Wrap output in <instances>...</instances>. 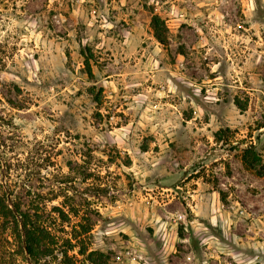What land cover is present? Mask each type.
Masks as SVG:
<instances>
[{"label": "rangeland", "instance_id": "obj_1", "mask_svg": "<svg viewBox=\"0 0 264 264\" xmlns=\"http://www.w3.org/2000/svg\"><path fill=\"white\" fill-rule=\"evenodd\" d=\"M91 252L264 264V0H0V264Z\"/></svg>", "mask_w": 264, "mask_h": 264}, {"label": "trees", "instance_id": "obj_2", "mask_svg": "<svg viewBox=\"0 0 264 264\" xmlns=\"http://www.w3.org/2000/svg\"><path fill=\"white\" fill-rule=\"evenodd\" d=\"M152 27L155 32L156 39L164 46L167 45V28L165 22L158 16H153ZM222 132V131H221ZM243 162L249 169H256L262 164L263 160L260 154L255 150L253 145L245 150ZM2 205V215L4 217H11L16 224V232L19 233V228L22 227L25 230V241L24 248L27 250L33 261L37 262L40 258L48 257L53 254L55 247L58 245V241L54 239L50 231L33 223L30 215L24 214L20 207L15 204L13 211L10 205L6 203L4 199L1 200ZM20 226V227H19ZM21 238V236H20ZM77 240V238H76ZM77 245L69 242L68 248L70 250H75ZM64 258L66 260H71L68 256V252H64ZM85 251H79L80 255H85ZM105 255L98 252H91L88 254V260L91 264H107L104 260Z\"/></svg>", "mask_w": 264, "mask_h": 264}]
</instances>
